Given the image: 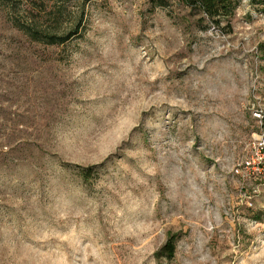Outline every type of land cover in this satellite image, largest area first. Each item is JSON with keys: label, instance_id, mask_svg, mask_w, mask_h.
<instances>
[{"label": "rangeland", "instance_id": "374dc122", "mask_svg": "<svg viewBox=\"0 0 264 264\" xmlns=\"http://www.w3.org/2000/svg\"><path fill=\"white\" fill-rule=\"evenodd\" d=\"M2 1L0 264H264L262 7L49 0L45 45Z\"/></svg>", "mask_w": 264, "mask_h": 264}, {"label": "trees", "instance_id": "16d2710c", "mask_svg": "<svg viewBox=\"0 0 264 264\" xmlns=\"http://www.w3.org/2000/svg\"><path fill=\"white\" fill-rule=\"evenodd\" d=\"M12 1V0H11ZM155 6H164L166 0H149ZM186 6L198 9L204 18H208L211 23L219 26L222 19L229 18L238 3L241 0H184ZM252 4L262 7L264 11V0H248ZM2 4L4 2L0 0ZM13 1L10 4H4L9 8L11 14L15 10ZM21 4L18 10L19 16H12L13 26L25 35L30 41L45 45H61L72 37L79 35L80 25L77 23L72 30L60 32L57 30L59 18L62 16V6H54L47 8L49 0H17ZM48 21V22H43ZM59 22V23H57ZM57 27V28H56ZM264 126V120H262ZM174 242L164 246L167 256H171L174 252Z\"/></svg>", "mask_w": 264, "mask_h": 264}]
</instances>
